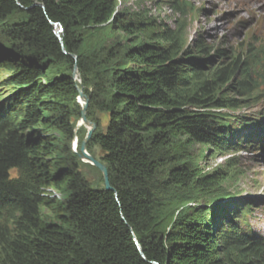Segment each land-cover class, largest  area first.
<instances>
[{
  "label": "trees",
  "instance_id": "1",
  "mask_svg": "<svg viewBox=\"0 0 264 264\" xmlns=\"http://www.w3.org/2000/svg\"><path fill=\"white\" fill-rule=\"evenodd\" d=\"M118 1L0 0V264H264V239L176 193L204 196L222 178L197 173L186 151L238 150L241 128L221 113L238 102L223 90L239 77L238 93L257 91L261 47L211 68L203 42L192 57L148 10L119 13ZM106 27L108 42L84 50L83 34ZM79 89L88 119L108 117L104 131L92 120L87 149L103 152L109 190L89 185L72 147Z\"/></svg>",
  "mask_w": 264,
  "mask_h": 264
},
{
  "label": "rangeland",
  "instance_id": "2",
  "mask_svg": "<svg viewBox=\"0 0 264 264\" xmlns=\"http://www.w3.org/2000/svg\"><path fill=\"white\" fill-rule=\"evenodd\" d=\"M159 1L161 3H156ZM164 2L175 3L178 10H173L169 3L164 4ZM117 8L119 13H124L125 10L135 13L148 10L146 13L149 16L156 18L167 29L179 36L180 51L193 50L200 42H203L206 47L210 48L209 57L213 56L211 68L221 63H229L231 61L229 57L232 54H239L248 45L254 48L261 47L257 55L258 61H256L259 65V72L252 76L262 77L261 84L255 88L257 91H252L247 96L238 93L236 88H240L239 77L232 79L223 90L229 98L238 102L239 106L235 112H228L233 119L229 123L235 128H241L240 131L244 134L250 132L251 142L242 145L240 147L242 151L237 153L243 156L237 158L233 156L236 152L230 154L225 152L228 157L221 158L220 155L214 159L213 152L209 153L204 146L198 144L191 146L186 151L184 163L186 162L193 170L203 175L211 174L215 167H222L223 176L207 195L203 196L192 188V190H178L176 193H178V200L197 196L196 203L192 202L188 205L197 204L201 208V214L207 220L214 213L215 207L219 206L229 213V218L234 217L231 218L232 224L237 227L238 232L244 230L247 231L248 236L253 234L255 237L264 238V141L261 140L264 137V129L254 127L259 123L264 125V0H129L126 2L119 0ZM111 32L109 27L97 36L92 31L85 32L83 34L84 50L96 49L102 43L108 42ZM118 36L126 47L132 42L130 37L126 38L121 33H114L112 38L116 39ZM103 38L106 39L103 40ZM215 50L224 51L221 59L214 57ZM191 56L198 57L195 50ZM5 73V70L0 69V77ZM72 73L79 82L76 70ZM80 103L82 104V101ZM93 119L100 122V131H104L108 117L97 112L93 114ZM89 120L92 122L91 119ZM75 124L78 139L74 144L72 143V147L78 156L80 171L90 186L103 187L102 174L80 157V140L85 141L88 128L81 123V119H77ZM243 124L252 125V127H245ZM88 144L89 142L87 146ZM86 152L98 161L103 156L99 147L86 148ZM231 156L234 159H231ZM215 160L220 163L215 165ZM246 206L250 209L245 213V217L241 215L238 218L239 209H244ZM178 209H183V207ZM222 256L224 257V254Z\"/></svg>",
  "mask_w": 264,
  "mask_h": 264
},
{
  "label": "water",
  "instance_id": "3",
  "mask_svg": "<svg viewBox=\"0 0 264 264\" xmlns=\"http://www.w3.org/2000/svg\"><path fill=\"white\" fill-rule=\"evenodd\" d=\"M73 71H75V67L73 68ZM81 101H82V104L80 103ZM79 103L81 104V123L84 124L85 126H87V128H88V133H87L86 139L81 145V156L80 157L84 158L85 159L84 161H87V163L89 165L94 166L102 174L103 187L105 190H109L110 187H109L108 174H107L106 167L104 166L103 163L96 160L92 156L88 155L86 152L87 143L90 141V139H91V137L95 131L96 126L93 122H91L88 119V116H87V100L84 98L82 91L80 89H79ZM76 146H77V144H76Z\"/></svg>",
  "mask_w": 264,
  "mask_h": 264
},
{
  "label": "bare ground",
  "instance_id": "4",
  "mask_svg": "<svg viewBox=\"0 0 264 264\" xmlns=\"http://www.w3.org/2000/svg\"><path fill=\"white\" fill-rule=\"evenodd\" d=\"M242 134H243V131L240 133V144L238 145L239 147H238V150L237 151H234L233 153H235V152H238V151H240V146H241V144H243V139H242ZM229 154H230V152H229ZM244 232V231H243Z\"/></svg>",
  "mask_w": 264,
  "mask_h": 264
},
{
  "label": "clouds",
  "instance_id": "5",
  "mask_svg": "<svg viewBox=\"0 0 264 264\" xmlns=\"http://www.w3.org/2000/svg\"><path fill=\"white\" fill-rule=\"evenodd\" d=\"M77 143V142H76Z\"/></svg>",
  "mask_w": 264,
  "mask_h": 264
}]
</instances>
